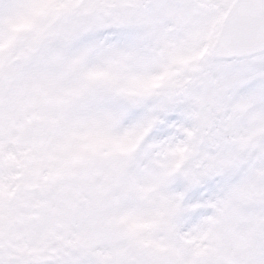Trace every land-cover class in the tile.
<instances>
[{
  "label": "snow or ice",
  "instance_id": "obj_1",
  "mask_svg": "<svg viewBox=\"0 0 264 264\" xmlns=\"http://www.w3.org/2000/svg\"><path fill=\"white\" fill-rule=\"evenodd\" d=\"M0 264H264V0H0Z\"/></svg>",
  "mask_w": 264,
  "mask_h": 264
}]
</instances>
